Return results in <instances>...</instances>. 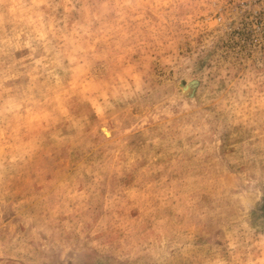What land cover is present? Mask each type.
Wrapping results in <instances>:
<instances>
[{
  "label": "rangeland",
  "instance_id": "374dc122",
  "mask_svg": "<svg viewBox=\"0 0 264 264\" xmlns=\"http://www.w3.org/2000/svg\"><path fill=\"white\" fill-rule=\"evenodd\" d=\"M0 264H264V0H0Z\"/></svg>",
  "mask_w": 264,
  "mask_h": 264
}]
</instances>
